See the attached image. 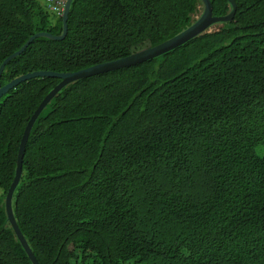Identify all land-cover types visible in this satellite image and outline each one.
<instances>
[{
  "label": "trees",
  "instance_id": "16d2710c",
  "mask_svg": "<svg viewBox=\"0 0 264 264\" xmlns=\"http://www.w3.org/2000/svg\"><path fill=\"white\" fill-rule=\"evenodd\" d=\"M134 66L63 87L34 122L12 196L38 264H264V0ZM214 16L232 10L210 0ZM200 0H72L0 85L72 73L187 29ZM38 0H0V65L62 33ZM59 79L0 98V264H32L5 211L24 128Z\"/></svg>",
  "mask_w": 264,
  "mask_h": 264
},
{
  "label": "water",
  "instance_id": "95a60500",
  "mask_svg": "<svg viewBox=\"0 0 264 264\" xmlns=\"http://www.w3.org/2000/svg\"><path fill=\"white\" fill-rule=\"evenodd\" d=\"M202 3V13L200 17L187 29L180 32L176 36L156 45V46H149L147 48L141 49L137 52H134L126 57L113 60L110 62H104L100 64H96L94 66L72 72V73H56L51 71H38L33 73H28L22 76H19L15 78L14 80L10 81L6 85L1 86L0 85V98L8 93V91L12 90L16 86H18L20 83L26 82L28 80L34 79V78H54L59 79L60 82L57 84L41 101V103L38 105L36 110L31 115L30 119L28 120L19 145L18 154H17V160H16V171L14 179L6 193L5 197V211L7 215L8 222L10 224V227L12 228L17 240L21 244L22 248L24 249L28 259L32 264H38L35 256L31 252L27 242L25 241L23 235L21 234L15 218L13 216L12 212V196L15 191L16 186L18 185V182L21 177L22 173V161H23V153L25 150V145L27 143L31 128L36 121L39 114L42 112V110L45 108V106L54 98V96L65 86L68 84H71L77 80L100 75L103 73H107L110 71H115L118 69L134 66L136 64H140L142 62L154 59L156 57H159L162 54H165L181 45L186 43L187 41L191 40L192 38L206 32L211 26L219 23H226L231 22L234 18L235 12H236V3L234 0H228L229 4L232 7V10L229 14L226 16H214L212 5L210 0H200ZM72 0H67L64 11L61 15L62 19V33L60 35H52L49 33H37L31 36L25 44L15 53L8 56L0 65V77L2 75V72L5 68V65L14 59L15 57L19 56L24 52V50L32 43L33 40L37 38H46L52 41H61L65 38L67 34V20H68V14H69V8Z\"/></svg>",
  "mask_w": 264,
  "mask_h": 264
},
{
  "label": "built area",
  "instance_id": "2783aa9c",
  "mask_svg": "<svg viewBox=\"0 0 264 264\" xmlns=\"http://www.w3.org/2000/svg\"><path fill=\"white\" fill-rule=\"evenodd\" d=\"M66 0H46L47 9L60 16L64 10Z\"/></svg>",
  "mask_w": 264,
  "mask_h": 264
},
{
  "label": "rangeland",
  "instance_id": "374dc122",
  "mask_svg": "<svg viewBox=\"0 0 264 264\" xmlns=\"http://www.w3.org/2000/svg\"><path fill=\"white\" fill-rule=\"evenodd\" d=\"M41 5H45V0H38ZM220 27V24H215L209 28L210 31L217 30Z\"/></svg>",
  "mask_w": 264,
  "mask_h": 264
},
{
  "label": "clouds",
  "instance_id": "9594fccd",
  "mask_svg": "<svg viewBox=\"0 0 264 264\" xmlns=\"http://www.w3.org/2000/svg\"><path fill=\"white\" fill-rule=\"evenodd\" d=\"M46 1V0H45ZM67 1V0H66ZM65 4H66V2H65ZM45 5H46V3H45ZM47 7V6H46ZM65 7V6H64ZM64 11V10H63ZM63 13V12H62ZM54 14V13H53ZM56 15V14H55ZM62 15V14H61ZM61 15H60V17H61Z\"/></svg>",
  "mask_w": 264,
  "mask_h": 264
}]
</instances>
